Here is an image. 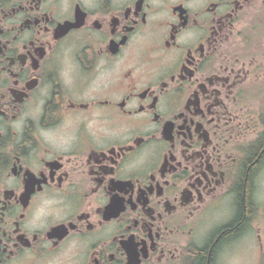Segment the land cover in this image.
Wrapping results in <instances>:
<instances>
[{
  "label": "flooded vegetation",
  "instance_id": "obj_1",
  "mask_svg": "<svg viewBox=\"0 0 264 264\" xmlns=\"http://www.w3.org/2000/svg\"><path fill=\"white\" fill-rule=\"evenodd\" d=\"M263 188L264 0H0V264H264Z\"/></svg>",
  "mask_w": 264,
  "mask_h": 264
},
{
  "label": "rangeland",
  "instance_id": "obj_2",
  "mask_svg": "<svg viewBox=\"0 0 264 264\" xmlns=\"http://www.w3.org/2000/svg\"><path fill=\"white\" fill-rule=\"evenodd\" d=\"M263 196V198H262ZM261 198L258 200V213H257V224H259V226H263L264 227V188H263V194H262ZM228 257V256H227ZM225 263L228 264H235V261L233 259L228 258Z\"/></svg>",
  "mask_w": 264,
  "mask_h": 264
}]
</instances>
